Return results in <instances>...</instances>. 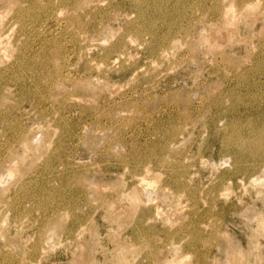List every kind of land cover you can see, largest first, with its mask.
<instances>
[{"label":"rangeland","instance_id":"rangeland-1","mask_svg":"<svg viewBox=\"0 0 264 264\" xmlns=\"http://www.w3.org/2000/svg\"><path fill=\"white\" fill-rule=\"evenodd\" d=\"M0 264H264V0H0Z\"/></svg>","mask_w":264,"mask_h":264}]
</instances>
